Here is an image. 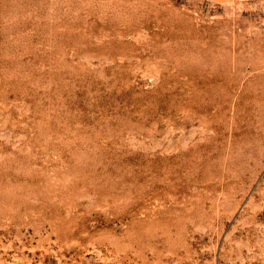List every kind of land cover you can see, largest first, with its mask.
<instances>
[{
    "label": "rangeland",
    "instance_id": "obj_1",
    "mask_svg": "<svg viewBox=\"0 0 264 264\" xmlns=\"http://www.w3.org/2000/svg\"><path fill=\"white\" fill-rule=\"evenodd\" d=\"M0 264H264V0H0Z\"/></svg>",
    "mask_w": 264,
    "mask_h": 264
},
{
    "label": "crops",
    "instance_id": "obj_2",
    "mask_svg": "<svg viewBox=\"0 0 264 264\" xmlns=\"http://www.w3.org/2000/svg\"><path fill=\"white\" fill-rule=\"evenodd\" d=\"M0 67H1V44H0ZM0 89H1V72H0ZM0 115H1V98H0Z\"/></svg>",
    "mask_w": 264,
    "mask_h": 264
}]
</instances>
